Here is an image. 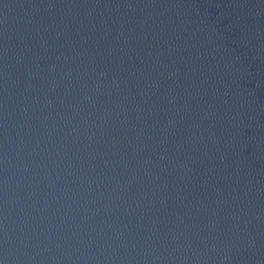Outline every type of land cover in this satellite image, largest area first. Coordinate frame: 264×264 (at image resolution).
I'll return each instance as SVG.
<instances>
[{"label": "water", "instance_id": "obj_1", "mask_svg": "<svg viewBox=\"0 0 264 264\" xmlns=\"http://www.w3.org/2000/svg\"><path fill=\"white\" fill-rule=\"evenodd\" d=\"M0 264H264V0H0Z\"/></svg>", "mask_w": 264, "mask_h": 264}]
</instances>
